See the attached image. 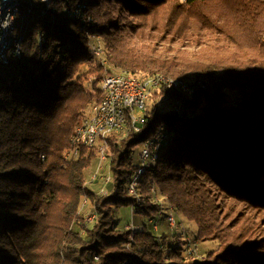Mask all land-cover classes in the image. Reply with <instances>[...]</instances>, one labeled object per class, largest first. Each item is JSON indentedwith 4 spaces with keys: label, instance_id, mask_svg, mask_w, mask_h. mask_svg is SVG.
Segmentation results:
<instances>
[{
    "label": "trees",
    "instance_id": "1",
    "mask_svg": "<svg viewBox=\"0 0 264 264\" xmlns=\"http://www.w3.org/2000/svg\"><path fill=\"white\" fill-rule=\"evenodd\" d=\"M78 3L93 27L66 14ZM20 9L21 56L0 67V264H264V0H51ZM89 35L102 40L108 66L92 55ZM120 72L205 87L185 99L161 88L138 133L106 139L111 194L99 195L84 187L95 153H65L102 99L101 82ZM177 102L184 118L172 112ZM159 128L169 136L135 198L133 151ZM153 192L217 249L200 260L181 235L150 232L161 212ZM121 208L141 216V230L117 227Z\"/></svg>",
    "mask_w": 264,
    "mask_h": 264
},
{
    "label": "bare ground",
    "instance_id": "2",
    "mask_svg": "<svg viewBox=\"0 0 264 264\" xmlns=\"http://www.w3.org/2000/svg\"><path fill=\"white\" fill-rule=\"evenodd\" d=\"M51 0H5L4 2L0 3V67L8 65L10 62L11 57L20 58L21 56V39L22 34L24 32L23 27H18L17 25V18L20 14V8L22 5L33 6L35 2L47 3ZM69 18L78 19L81 17L82 11H78V9L74 11H68L66 13ZM5 23H7V27H5ZM42 42L43 39L41 38ZM94 53H100L103 56V51L99 46L91 45L90 51ZM100 62V61H99ZM104 63V64H103ZM102 66H105L106 62L102 59L100 62ZM88 86L91 85L92 81H89ZM127 82H135V83H148V85L142 86V94L144 97L141 100L140 104V112L143 113L142 116V123L144 120V113L147 110L148 102L150 97L153 93L158 92L161 88L167 90H175L179 92L181 98L185 99L192 96V86L193 90L202 89L205 85L193 78H189L186 80H177L172 79L164 75H156L145 80H138L131 76L128 73L121 72L117 75H110L107 76L101 82V90L103 97L100 101H96L92 103L88 109V115L86 118L82 119L80 123L76 126L71 138V148L65 153L66 159H76L79 156V150L81 148H86L87 150L93 151L95 153V161L96 166L93 175L90 178L88 184H84L85 189H89L87 185L92 186L97 181H102L104 186H107L111 183L110 175L102 176L101 171L103 170L104 164V156L102 154L103 146H108L106 139L110 136H125L126 134L132 133L128 132V130H132L135 125V118H125L123 120V128L119 129H96L98 124V119L102 118L103 108H107L108 111H115L116 105V95L111 94V86L113 84V91H120L124 85H127ZM166 97H163V102L166 101ZM161 100V97L160 99ZM128 109V99H121L120 102V111H127ZM172 112L176 114L178 117L184 118L188 114V110L181 106L180 102H177ZM159 132H167L165 129L159 128L156 134L147 139L145 142L142 143L141 151H140V165L141 168H138L133 174L129 184H128V194L135 198L138 197L137 195V187L139 182L141 181L142 176L145 172L155 165L158 159V152L160 147L164 144L166 139L168 138L169 134L166 133L161 138V143L158 149H147L150 148L158 138ZM109 152V146H108ZM106 167H107V157H106ZM102 193V192H101ZM106 195L107 193L104 192ZM154 201L158 204L159 201L157 200L159 196L156 192H153ZM163 199V198H161ZM88 199L86 197L83 198L81 201V208L80 211H84L88 205ZM169 210L173 211L172 207L169 204ZM89 215V214H88ZM86 216V222H92L95 218V215L90 214ZM171 221V228L175 226V218L173 214H170ZM169 216H168V223H169ZM133 229V227L131 228ZM155 232H158V228L154 226ZM185 248L186 252L188 247L191 246V250L194 254H187L191 257L203 260L199 253L198 244L195 240L185 238Z\"/></svg>",
    "mask_w": 264,
    "mask_h": 264
},
{
    "label": "rangeland",
    "instance_id": "3",
    "mask_svg": "<svg viewBox=\"0 0 264 264\" xmlns=\"http://www.w3.org/2000/svg\"><path fill=\"white\" fill-rule=\"evenodd\" d=\"M49 3L50 2H48V4ZM43 4H45V3H43ZM48 4L46 3L45 5H48ZM76 9H78V11H82V15H81V17H78V19L72 18V20L73 21H75V20L79 21L82 24V26H84V27L85 26L93 27V25H92L93 21L90 18H88L86 15L88 8H87V5L85 3H78L75 6V8L67 10L66 13L68 11H74ZM88 37H89V41H88L89 46L95 45V46H99L101 48V50L103 51V56L101 58L104 60V62H106L105 66H108V56H107V53H106L104 46L102 44V40L100 38H98L97 36L89 35ZM94 58L100 64V62H101V61L99 62L100 59L95 57V56H94ZM114 74H119V73H114ZM90 80L92 81L91 78H88L87 82L90 83L89 82ZM141 146L142 145L137 146L133 151V159H132L133 165L137 166V167H139V165H140ZM95 166H96V161L94 160L93 165L91 166V168L89 167V169L86 173V178H85L84 184L89 183L90 178L94 173ZM101 175L102 176H108L107 167H105V169H103L101 171ZM87 186L89 188L88 190L92 191L93 193H98L100 195V194H102L101 192L104 191L108 194H111L110 189H109L110 185L104 186V184L100 180L97 181L92 186H90V185H87ZM161 198H162V196L161 197L159 196V198L157 199L159 201V203L161 204V206H160L161 212L159 213V215L156 218H154L152 220L151 224L147 223L148 229L150 230V232H152L158 239H161L162 236H165L167 238H171L175 235H181V238H180L181 240H183V238H184V240H185V238L195 240L197 242L198 248H199L198 254L200 255L201 258H204L203 260H205V258L207 256L206 254L208 252H212V251H215L217 249V246H218L217 243L213 242V241H201L200 239H198L197 238V227H196V225L194 223L189 222L186 219H184V217L181 214L176 213L174 211H170L169 210V203H168L167 199L166 198L161 199ZM154 203H156V202L154 201ZM91 209H92L91 205L88 203L87 208L84 209V211H82V212L80 211V212H81V214H84L86 217L88 214H91ZM170 214H173V216L175 218L174 228L169 227V223H168L167 219H168V216ZM113 217H114L115 223L119 229H123V228L131 229L132 226H133L134 230H141L142 229V226H140V227L137 226V223L140 224V222L142 221L141 216L136 214V211L134 209L121 208L118 210H114ZM155 225L158 228V232H154L152 230V227ZM179 245L184 248L183 243H179Z\"/></svg>",
    "mask_w": 264,
    "mask_h": 264
},
{
    "label": "built area",
    "instance_id": "4",
    "mask_svg": "<svg viewBox=\"0 0 264 264\" xmlns=\"http://www.w3.org/2000/svg\"><path fill=\"white\" fill-rule=\"evenodd\" d=\"M4 1L5 0H0V3L4 2ZM89 47L91 49V45ZM91 53L95 57L99 58L100 59L99 61H102V58H101L102 55L100 53H94L92 50H91ZM115 75H117V74H115ZM149 83L150 82H148V83L127 82V85H124L120 91H113V84L114 83H112L110 95H116L115 111H108L107 108H103L102 118L98 119V124L96 126V129H103V130L104 129H112V130H115V129L123 128V120L125 118H135L134 128L132 130H128V132L138 133L140 130V125L142 124V116H143V113L140 112L141 100L144 97V95L142 94V86L148 85ZM194 92L195 91L193 90V86H192V95L194 94ZM163 97H165V96L161 97L160 102H163ZM121 99H128L127 111H120ZM166 133L167 132H159V136H158L157 140L152 145H150V148H145V151L147 149H156L157 150L158 147L160 146L161 138H163V135H165ZM107 153H108V146H103V149H102V154L104 156L103 169H105V167H106ZM138 168H141V166H139ZM137 171H138V169H137ZM108 185H110V184H108ZM101 195H105L104 191L102 192ZM171 221H172V219H170V216H169V227L170 228H171ZM153 230H154V226H153ZM154 232H155V230H154ZM186 253L187 254H194L191 250V246L188 247V250Z\"/></svg>",
    "mask_w": 264,
    "mask_h": 264
},
{
    "label": "crops",
    "instance_id": "5",
    "mask_svg": "<svg viewBox=\"0 0 264 264\" xmlns=\"http://www.w3.org/2000/svg\"><path fill=\"white\" fill-rule=\"evenodd\" d=\"M137 226H138V227H140V226H142V225H141V223H140V224H139V223H137Z\"/></svg>",
    "mask_w": 264,
    "mask_h": 264
},
{
    "label": "clouds",
    "instance_id": "6",
    "mask_svg": "<svg viewBox=\"0 0 264 264\" xmlns=\"http://www.w3.org/2000/svg\"><path fill=\"white\" fill-rule=\"evenodd\" d=\"M5 27H7V23H5V25H4Z\"/></svg>",
    "mask_w": 264,
    "mask_h": 264
}]
</instances>
